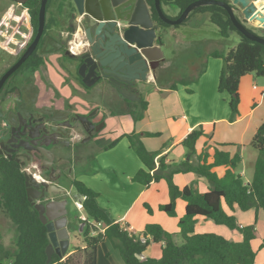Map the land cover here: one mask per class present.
Here are the masks:
<instances>
[{"label": "trees", "instance_id": "trees-1", "mask_svg": "<svg viewBox=\"0 0 264 264\" xmlns=\"http://www.w3.org/2000/svg\"><path fill=\"white\" fill-rule=\"evenodd\" d=\"M9 4H15L25 11L30 17L32 28L31 41L36 35L38 27V13L41 0H6ZM153 2V0H152ZM48 0L46 12L52 5ZM56 10L59 12L65 7V0H55ZM197 13H210V21L214 24L222 38L227 39L232 33L240 37L238 45L230 50L225 57L218 51L211 53L214 58L223 59V67L218 79V92H226L230 96L229 107L231 110L230 120L238 114L239 84L240 80L249 74L264 78V46L244 38L231 25L228 19H222L213 7L196 9ZM58 24L54 17L45 22L44 35ZM178 28V26H174ZM46 41L43 36L39 43ZM68 58V57H66ZM45 63L43 59L33 54L25 63L35 68V71ZM205 70L203 63L198 69V74ZM76 81L82 84L78 74ZM264 105V91L262 93ZM126 108L119 114H127L134 121L141 120L147 108V103L142 99L138 102L125 101ZM143 136L158 137L159 133H143ZM206 136L203 126L193 129L180 143L189 155V161L180 163H165V158L158 156L161 151L150 152L141 142V134L131 133L122 135L129 142L130 148L136 153L142 163L132 182L148 187L152 183L164 180L168 186L169 202L160 205L158 210L168 217H176V200L185 202L184 215L178 221L179 232L176 234L181 243L174 241L175 234H170L157 224H148L140 234H135L128 229V225L121 226L114 222L107 210L100 208L97 203L98 195L81 182L71 180L70 187L85 198L82 203L86 214V220L76 218L79 226L85 224L81 232L83 237L85 260L83 264H96V247L104 240H108L112 247L119 251L123 264H254L255 252L251 242L255 238V226L239 227L233 215L227 214L223 205L230 212L239 210H262L264 212V122L255 132L250 147L258 153L253 167V174L249 183H244L243 178L236 174L235 170L241 163L240 156L236 154L230 157L228 152L214 148L210 155L203 150L197 153L198 140ZM117 140L109 144L107 149L112 148ZM211 160L209 162L208 160ZM225 167L223 177H218L212 171L213 168ZM194 173L205 178L210 188L201 194L187 186L178 188L173 177L176 174ZM149 214L152 210L145 205ZM0 212L10 219L15 232V248L7 250L0 242V264L9 261L10 264H47L46 248L49 244L47 230L41 224L38 213L27 199L24 175L20 169L13 165L0 161ZM77 217V216H75ZM202 217L211 220L215 225L225 226L229 230H236L241 234L240 242H232L215 234H195L196 218ZM101 224L104 232L93 235L95 226ZM79 226L77 230H79ZM74 228V227H72ZM151 244H161V257L159 259L141 256ZM80 250L72 247L69 251ZM50 264H77L72 256L64 259L53 254Z\"/></svg>", "mask_w": 264, "mask_h": 264}, {"label": "crops", "instance_id": "crops-1", "mask_svg": "<svg viewBox=\"0 0 264 264\" xmlns=\"http://www.w3.org/2000/svg\"><path fill=\"white\" fill-rule=\"evenodd\" d=\"M18 8L21 10L25 20V22L21 21V24L17 23L18 21L15 22ZM202 18L198 17L195 20L197 23L203 22L200 26L190 29L200 35L201 38H196L190 43H184L185 34L183 32L186 29H179L180 27L167 29L161 46L164 59L155 70L153 76H150L145 84L140 85L136 93L138 99L132 101L138 102L139 99H142L147 103L144 116L138 121H134L130 115L119 114V111L126 108L125 100L119 97H112L113 102L106 98L107 103L103 108L96 103L97 99L95 103H93L94 100L90 102L84 101L82 94L85 93V89L79 85L76 79L71 78V71L63 69L60 53H50L44 59V69L46 70H42L47 80V86L53 93L60 96L61 99L77 105L80 112H85L88 108L94 109L97 111L98 116L101 115L104 118V137L96 138L95 141V148L99 149L100 153H97L94 158H90V162L84 158H79L82 168H79L78 172L81 169L83 170L79 175L76 176L75 174L72 180L81 182L97 193L98 205L108 211L110 218L114 222L120 223L121 226L128 225V229L135 234L142 233L148 224H157L166 232L175 234L174 241L177 243H181V239L176 234L179 232L178 221L185 212V202L181 199L176 200V217L174 218L168 217L165 213L158 210L160 205L169 202L168 186L164 180L152 183L148 187L132 182L136 172L143 166L138 158L133 157L129 142L126 138H122V135L141 134V142L148 151H161L158 158L164 157L165 163H180L190 160L189 155L186 154L180 143L193 129L203 126L206 136L198 140L196 144L197 153L199 154L205 150L211 155L214 148H217L228 152L230 157L238 154L241 163L237 168L241 167V170L238 172L236 169L235 172L241 175L244 180V177L247 176L246 158L247 161L251 158L254 161L253 163H255L258 157L256 152L253 154V149L250 147L251 140L259 126L264 122L263 92L258 100L251 99L248 110H242L239 105L238 114L233 120H230V110L224 100H220L217 93L218 83L216 80L219 70L217 63H212L211 67L212 74L214 72V77L212 75V80L214 78L212 82L213 88L210 85L209 89L200 82L202 78L206 77L209 61L207 62L206 70H204V75L197 80L198 82L195 84L194 89H190L193 91L192 94L187 93L186 91L189 89L184 86L167 82L168 70L176 58L172 48L186 44H196L209 53L220 48L219 39L221 36L216 26L205 18L203 21ZM210 33L213 39L209 41L206 37ZM31 36L30 17L20 7L15 4H9L3 12H0V49L3 53H7L9 56L15 54L16 46L29 41ZM75 38L73 42L80 40L79 36ZM198 62L200 64L203 62L201 57L199 60H191L188 69L194 67L197 72L201 66L197 65ZM252 89L257 91L255 85L252 86ZM240 90L241 83L239 84L238 93ZM210 93L213 96H210ZM47 94L50 95V92H47ZM107 94L109 95V93ZM143 133H159L160 135L158 137H148L143 136ZM115 140H117L116 145L107 149L109 144ZM119 148L126 150L124 152L125 158L130 163L128 170L124 169L121 171L122 177L120 178L124 179L125 185L118 176L114 175L115 179H113L112 177L106 178L105 175L109 172L108 169H112L113 171L111 172L113 173L117 169L116 161L109 162L107 159L116 156L115 154ZM249 148H251V151H249ZM246 152H249L248 157L244 156ZM186 157H189L188 160H186ZM208 161L211 162L210 159ZM107 165H112L113 167H107ZM103 166L106 168L101 169ZM212 171L218 177H223L226 168L217 167L213 168ZM251 178L250 180H244V183H249ZM95 181H98L99 185ZM173 182L180 189L193 185V188L201 194L207 192L210 188V184L205 178L194 173L176 174L173 177ZM100 185H107L106 189L109 193H106ZM119 185H123L122 188ZM118 189H120L121 193ZM76 194L73 192L72 195ZM123 195L126 198H123ZM102 198H105L106 201H103ZM145 205L151 208V214L147 212ZM223 209L227 214L235 217L236 224L239 227L255 226V238L251 242V247L256 253L254 264H264V212L262 210H249L246 212L236 210L232 213L225 205H223ZM80 219L86 220V217L81 216ZM83 228L84 226H79L77 231L81 233ZM194 232L195 234H215L232 242H240L242 240L241 234L236 230H229L225 226L215 225L211 220H206L202 217L196 218ZM75 246L79 247L84 253L83 242H78V245ZM111 247L112 245L108 240H104L97 245L96 264H112L111 250H115ZM161 248V244H151L141 256V259H159L161 257ZM74 253L75 251H70L67 256H72ZM118 253L116 254L118 255ZM84 260L85 258H83L82 264ZM117 261L118 264H123L121 257Z\"/></svg>", "mask_w": 264, "mask_h": 264}, {"label": "flooded vegetation", "instance_id": "flooded-vegetation-1", "mask_svg": "<svg viewBox=\"0 0 264 264\" xmlns=\"http://www.w3.org/2000/svg\"><path fill=\"white\" fill-rule=\"evenodd\" d=\"M195 1L197 0H160L171 12V15L165 14L170 19H178L184 9ZM215 1L223 5H209L204 7H213L222 19H228L231 25H233L228 15V8L246 29L252 27L255 29L258 28L256 23L244 17L240 8L232 0ZM144 2L149 9L153 22L158 24L162 28L163 34H165L171 26L159 20L155 10L154 0L153 2L152 0H144ZM65 7L59 12L55 7L53 17L58 21V24L51 28L52 32L46 35L43 32L40 38L41 41L43 36L46 38L50 36L62 44V48L58 51H52L47 46L43 51L46 42L38 43L33 53L5 80L0 88V161L17 166L23 175L27 173L37 176L36 180L38 183L58 185L66 189L64 185L69 180V175L72 171L70 153H73L75 159L81 158L82 156H85L86 159L92 158L93 149L91 144H95L98 134L95 132V129L104 119L98 118L97 121L98 114L95 113L94 116L92 115L96 111L94 109L88 108L85 112H80L77 105L61 99L55 93L52 96L48 95L47 80L42 73L46 70L44 69L45 64L37 68L36 71L33 66L25 65L34 53L44 61L50 53L54 52L61 54V62L63 65H66V69L63 68L65 71H71L72 68L74 74L77 73L80 64L71 61L69 57L66 58L65 53L66 51H70V44L76 36L80 38L79 43L88 41L84 32L87 23L84 20H80L78 24L74 20L78 16L71 0H65ZM196 9L191 11L186 19L177 26H182L190 19L195 21L198 17H203L210 21V13H197ZM127 16L128 13L126 12L111 13L110 20H102L96 26L100 29H108L111 32V39L117 42L121 39L122 33L128 27V23L126 22ZM55 29L56 33L54 34ZM31 42L29 40L16 46L15 54L10 55L15 59L9 57L10 60H2L0 53V64L6 61L9 62L7 68L0 72V79L22 57ZM69 53L71 54L72 52L70 51ZM95 86L102 87V92L109 93V95L104 96L110 99V101L112 100V102V97L114 96L129 101L122 97L120 84L115 85L109 79H99L92 87L86 88V90H92ZM137 92L138 89L134 91L135 94ZM122 93L124 95L126 92ZM78 117H86L92 123V126L87 122H84L82 125L77 119ZM86 145L88 147L84 149ZM24 185H26L25 181ZM40 189L41 187H39ZM69 197L70 194H52L51 196L46 195L39 202L45 204L52 200H69ZM67 211V218L74 214L70 206L67 207Z\"/></svg>", "mask_w": 264, "mask_h": 264}, {"label": "water", "instance_id": "water-1", "mask_svg": "<svg viewBox=\"0 0 264 264\" xmlns=\"http://www.w3.org/2000/svg\"><path fill=\"white\" fill-rule=\"evenodd\" d=\"M71 1L78 16L74 20L78 24L80 20H84L87 23L84 32L88 41L85 43L73 42L72 45L76 46L74 53L70 54V51H66L65 53L71 61L80 64L77 69V74L82 84L86 88H90L99 79H109L115 85L120 84L122 97L129 101H136L138 97L134 91L139 89L140 85L145 84L150 76H153L155 70L164 59L161 50L164 37L162 28L153 22L144 0ZM47 2L48 0H41L35 37L22 57L1 77L0 88L5 80L21 66L37 47L44 32ZM154 2L159 20L171 27L180 25L186 19L187 15L196 8L209 5H223L215 0H197L189 4L178 19H170L162 11L160 0H154ZM232 2L240 8L246 19L256 23L258 27L256 29L264 32V0H232ZM224 7L226 6L224 5ZM227 10L234 28L244 38L264 46V37L258 36L249 29H246L236 19L232 11L228 8ZM119 12L128 13L126 18L128 27L122 33L121 39L115 42L111 39V32L108 29H100L96 24L102 20H110L111 13L117 14ZM45 42L43 51L47 46L52 51H58L62 48V44L50 36H47ZM122 92L126 93L123 95ZM96 112L94 111L92 115L94 116ZM77 119L82 125L84 122H87L92 126V123L86 117H78ZM103 126L104 123H100L96 127L95 132L99 133L100 127ZM36 178L37 176L35 175L24 174L27 199L38 213L41 224L47 230L49 244L45 253L47 256L46 263L50 264L53 254L62 259L66 256L70 247L69 232L67 229V207L70 206L71 200H81L82 196L76 194L69 197V200H52L45 204L41 203L39 201L44 199L46 195H64L69 193L65 188L58 185L38 183ZM39 187H41L40 190ZM84 225L83 223L81 226Z\"/></svg>", "mask_w": 264, "mask_h": 264}, {"label": "rangeland", "instance_id": "rangeland-1", "mask_svg": "<svg viewBox=\"0 0 264 264\" xmlns=\"http://www.w3.org/2000/svg\"><path fill=\"white\" fill-rule=\"evenodd\" d=\"M51 4L52 5L50 6V8L46 12L45 22H47V20L49 18L53 17L52 13H54V10H55V0H52ZM8 5H9V3L6 0H0V12H3ZM161 8H162V11L164 12V14L171 15V12L169 11V9H167L163 5V3H161ZM205 17H207V16H205ZM202 20L204 21V18H202ZM16 21H18L17 23H20V24L22 22H25L24 17L22 16V12L19 8L16 11V15H15V22ZM202 23L203 22L197 23L196 21H193L192 19H190L187 23L183 24L182 26H178V28L180 27L179 29H186L183 32V34H185L184 35L185 36L184 43H190L191 41H194L196 38L200 37V35H197V33L195 31L193 32L190 29L192 27L200 26ZM248 29L250 31H252L253 33H255L256 35L264 37V32H262L261 30L255 29L254 27L248 28ZM49 32H52V30H50ZM53 33L54 34L56 33V29L54 30ZM206 38H207V40L210 41L211 39H213V36L210 33L208 35V37H206ZM219 42H220V48H218L217 51L219 52V54L222 57H225L230 50L234 49L238 45V43L240 42V37L237 33L234 32L227 39L220 37ZM172 51H173V53H175L176 58L174 60V63L172 64V66L168 70L169 75L167 77V82L169 84H174V85L177 84L180 86H184V87H186V89H189L186 92L189 94H192L193 91L190 89H194L195 84L198 82L197 80L200 79L204 75V72L199 76V74L197 73L198 71L196 72V69L194 67H192L191 69H188L189 64L192 63V62L191 63H189V62L191 60L192 61L193 60H199L200 57L203 60L202 63L205 66V70L207 67V62L209 61V69H208V72L206 74V77L202 78L200 80V82L203 85H206L209 89H210V87H209L210 85L212 86V88L214 87V85H212V82L214 81V78L212 80V75L214 77V72L212 74L211 67L213 65L212 63H217V65H219V70H218L216 82L218 83V78H219L220 72H221L222 67H223V59L222 58L212 57L211 53L205 51V49L202 50V47L197 46L196 44L182 45V46H179L177 48H172ZM0 53H1V59L2 60H5V59L10 60V58L15 59L14 57L9 56L7 53L5 54V53L1 52V49H0ZM166 55H167V53H166ZM8 64H9L8 61L1 63L0 64V72L2 70H4L5 68H7ZM201 64L198 62L197 65L200 66ZM62 67L65 68L66 65L62 64ZM75 76L76 75L74 74V70L71 68V78L76 79L77 76L76 77ZM215 77H216V73H215ZM190 82H192V83H190ZM240 83H241V90L239 92V96L240 95L241 96H240V104L239 105L242 107L241 108L242 110H244V109L248 110L251 99L254 98L255 100H258L261 93L264 91V78L263 77H257L254 74H249L248 76L242 78ZM253 85H255L257 87V91H254L252 89ZM41 89L44 90L43 87H41ZM48 89L49 88H47V92H50V96H52L53 92L50 89L49 90ZM102 91H103L102 87L95 86L91 91L85 89V93L82 95H83L84 100L86 102H90V101L94 100L93 103H95V101L97 99L96 103L101 108H103L105 106V104L107 103L106 96H104V95H106L107 92L104 93ZM102 93H104V94H102ZM217 93L219 94L218 96H219L220 100H224V102L227 105V108L230 110V107H229L230 96H229V94L226 92L219 93L218 91H217ZM75 94H77V93H75ZM210 96H213V94L210 93ZM230 114H231V110H230ZM98 118H103V117L101 115L100 116L97 115V118H96L97 121H98ZM103 123H104V121H103ZM104 129H105L104 126L100 127V129H99L100 131L97 134V138L104 137V133H105ZM95 146H96V143L91 144V147L93 149V156H92L93 158L95 157V155L97 153H100V150L96 149ZM87 147L88 146L86 145L84 147V149H86ZM250 149L251 148H249V151H251ZM130 151H131V154L133 155V157H135L137 159L138 157H137L136 153L132 149H130ZM124 152H126V150L124 148L123 149L119 148L118 152L115 154L116 156H114L113 158L107 159L109 162L110 161H116L117 169L115 170L114 173L111 172V171H113L112 169H108L109 172L105 174L106 178L112 177L113 179H115L114 175H116L120 178V177H122L121 171L124 169H126V170L129 169L130 163H129V160L127 161V159L125 158ZM255 152L256 151L253 150V154H255ZM248 154H249V152H246V153H244V156L248 157ZM257 155H258V153H257ZM81 158H84L86 161H89V159H86L85 156H82ZM253 162L254 161H252L251 158L248 161L246 158L247 176L244 177V180H250V178L253 174V167H254ZM70 165H71L72 171L69 175L70 176L69 180L66 181V185H64V186L66 187V190L68 191V193L70 194V197H71L73 192H74V189L72 187H70V182L74 178V175L75 174H76V176L79 175L83 169H81L78 172V169L82 168V166H81L82 164L80 163L79 158L75 159L73 153H70ZM110 166H112V165H107V167H110ZM104 168H106V167L103 166V168H101V169H104ZM240 170H241V167L237 168L238 172H240ZM120 180L125 185L124 179L120 178ZM95 182L99 185L98 181H95ZM100 186L103 188V190L106 191V193H109V192H107V189H106L107 185H100ZM119 186H120V188H122L123 185H119ZM190 186H193V185H190ZM118 190L121 193L120 189H118ZM119 192H116V193H119ZM123 198H126V197L123 195ZM102 200L106 201L105 198H102ZM70 209L74 213L73 215H70V217L68 218V232H69V241H70V247L69 248H72V247H76L75 245H78V242H83L82 234L77 231V227L79 226V224L77 223L76 218L80 219L81 216L86 217V214H85L83 209L81 211L76 210L72 200L70 201ZM75 216H77V217H75ZM82 221H84V220H82ZM72 227H74V228H72ZM101 229L102 228H99V227L96 228L95 227L93 235L96 236L97 234L102 233L100 231ZM15 239H16L15 238V232H14V228H13V225H12L10 219L7 217L6 214H4L3 212H0V242L2 243V245L7 250L12 251L15 248V245H14ZM111 248L113 250H115V251L111 250V263L112 264H118L117 259H120L118 250L113 248V247H111ZM69 250L70 249H68L65 257H67V255H69V253H70ZM116 253H118V255ZM72 257H73V261H75V263L82 264L83 258H85V254L83 253V251L77 250L72 255ZM4 264H10V262L5 261Z\"/></svg>", "mask_w": 264, "mask_h": 264}, {"label": "built area", "instance_id": "built-area-1", "mask_svg": "<svg viewBox=\"0 0 264 264\" xmlns=\"http://www.w3.org/2000/svg\"><path fill=\"white\" fill-rule=\"evenodd\" d=\"M74 46H75V45L70 44V51H71L72 53H74V50L76 49V46H75V49H74ZM253 88L255 89V87H253ZM84 200H85V198L82 197L81 200H74V201H73V204H74L76 210L81 211V210L83 209V207H82V203H83ZM95 227H96V228H97V227L102 228V229L100 230L101 232L104 231V228L102 227L101 224H98V225H96Z\"/></svg>", "mask_w": 264, "mask_h": 264}, {"label": "bare ground", "instance_id": "bare-ground-1", "mask_svg": "<svg viewBox=\"0 0 264 264\" xmlns=\"http://www.w3.org/2000/svg\"><path fill=\"white\" fill-rule=\"evenodd\" d=\"M76 39V38H75ZM74 49H75V46H74Z\"/></svg>", "mask_w": 264, "mask_h": 264}]
</instances>
